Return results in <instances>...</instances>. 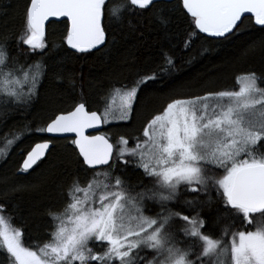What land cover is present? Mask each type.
I'll return each instance as SVG.
<instances>
[{"label": "snow or ice", "instance_id": "1", "mask_svg": "<svg viewBox=\"0 0 264 264\" xmlns=\"http://www.w3.org/2000/svg\"><path fill=\"white\" fill-rule=\"evenodd\" d=\"M172 2L28 0L22 30L0 31V113L24 111L38 95L48 71L50 19L63 18L68 49L88 54L115 40L111 26L131 28L129 14L156 10V19L167 26L170 17L159 5L172 12ZM179 7L190 17L186 48L194 37L229 40L246 20L264 32V0H179ZM258 46L264 50V40ZM176 71L174 58L162 52L161 63L131 84L112 85L102 97V112L81 101L35 128L73 133L83 175L62 185L59 205L46 209L48 228L33 244L13 226L14 209L0 203L6 264H264V74L237 76L238 90L173 98L145 122L142 135L117 132L110 142L107 133L86 134L107 124L130 127L149 82ZM27 131L25 125L6 134L0 158ZM48 149V142L36 143L19 171L33 169ZM129 166L139 170L136 182L127 175Z\"/></svg>", "mask_w": 264, "mask_h": 264}, {"label": "trees", "instance_id": "2", "mask_svg": "<svg viewBox=\"0 0 264 264\" xmlns=\"http://www.w3.org/2000/svg\"><path fill=\"white\" fill-rule=\"evenodd\" d=\"M27 2L0 0V31L19 33L22 30L23 10ZM159 7L164 8L163 15L170 17L167 26L156 19L153 14L156 10H144L143 16L129 14L131 28L111 26L110 36L115 40L110 41L103 51L88 54H77L67 48L63 41L66 27L63 20L47 25L49 47L44 59L48 71L38 95L24 111L9 110L6 116L0 113V147L5 143L3 137L6 134L25 125L28 127L22 139L11 147L7 158H0V203L14 209L12 224L24 231L26 244L35 243L45 234L49 221L46 209L59 205L62 185L74 174L83 175L71 139L49 140L44 132H37L35 128L45 126L55 115L72 110L81 101L89 110L102 112V97L110 87L131 84L138 73L155 68L161 63L162 52L174 58L177 71L173 77H166L163 81L149 82L141 94V107L135 121L129 122L130 127L111 124L104 129L103 133L109 135L111 142L117 139V132L127 137L142 135L145 122L173 98L222 89L238 90L237 76L249 71L264 74V50L258 46L264 40V32L259 31V27L246 20L240 32L229 40L209 43L194 37L186 48L191 31L190 17L181 14L179 0H173L171 4L175 11L170 12L164 4ZM10 43L13 45L11 50L15 52L14 41ZM203 49L209 51L201 55ZM32 59L39 57H29ZM46 140L52 143L46 158L31 172L19 171L29 150ZM133 143L130 139L129 146ZM138 172L130 166L127 169L132 182L137 181ZM212 195L215 198L214 192ZM179 207L182 208L183 204ZM5 256L6 253L0 252V264H6Z\"/></svg>", "mask_w": 264, "mask_h": 264}, {"label": "water", "instance_id": "3", "mask_svg": "<svg viewBox=\"0 0 264 264\" xmlns=\"http://www.w3.org/2000/svg\"><path fill=\"white\" fill-rule=\"evenodd\" d=\"M62 20H63V18H62ZM62 20H55V18H52V19H50L49 21H48V23H47V25L49 24V23H52V22H54V23H57V22H61ZM47 25H46V27H47ZM257 27H259V26H257ZM203 35V34H202ZM103 47V46H102ZM69 50H71V49H69ZM71 51H73L74 52V50H71ZM94 51H96V50H94ZM103 131H104V125H102L99 129H89V130H87V132H86V134L88 133V132H92V133H95V134H104L103 133ZM44 136L47 138V139H49V140H53V139H73L74 138V134L73 133H64V134H50V133H46V132H44ZM49 140H46V141H44V142H48L49 143V149H48V151H47V153L45 154V157H44V159L46 158V156H47V154L49 153V151L51 150V148H52V143L49 141ZM44 142H40V143H44ZM111 142V141H110ZM35 146V145H34ZM33 146V147H34ZM74 146V145H73ZM74 148H75V146H74ZM31 150V149H30ZM76 150V149H75ZM77 151V153H78V150H76ZM27 155V154H26ZM26 155H25V157H24V159H26ZM24 159H23V161H24ZM43 159V160H44ZM43 160H41L40 162H42ZM23 161H22V164H21V167H22V165H23ZM40 162H38V164L40 163ZM37 164V165H38ZM37 165H35L34 167H33V169L37 166ZM106 167V166H105ZM33 169H30L29 170V172L30 171H32ZM25 173V172H24ZM28 173V172H27Z\"/></svg>", "mask_w": 264, "mask_h": 264}, {"label": "rangeland", "instance_id": "4", "mask_svg": "<svg viewBox=\"0 0 264 264\" xmlns=\"http://www.w3.org/2000/svg\"><path fill=\"white\" fill-rule=\"evenodd\" d=\"M109 125H111V124H107V125H104V128H106L107 126H109ZM42 133V132H41ZM105 133V132H104ZM108 135V134H107ZM109 136V135H108Z\"/></svg>", "mask_w": 264, "mask_h": 264}, {"label": "flooded vegetation", "instance_id": "5", "mask_svg": "<svg viewBox=\"0 0 264 264\" xmlns=\"http://www.w3.org/2000/svg\"><path fill=\"white\" fill-rule=\"evenodd\" d=\"M105 129V128H104ZM30 151V150H29ZM31 172V171H30ZM24 173V172H23Z\"/></svg>", "mask_w": 264, "mask_h": 264}]
</instances>
